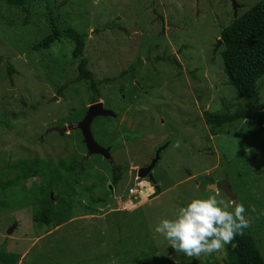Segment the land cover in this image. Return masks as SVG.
I'll return each mask as SVG.
<instances>
[{
  "label": "rangeland",
  "instance_id": "374dc122",
  "mask_svg": "<svg viewBox=\"0 0 264 264\" xmlns=\"http://www.w3.org/2000/svg\"><path fill=\"white\" fill-rule=\"evenodd\" d=\"M52 1L62 23L87 33L83 56L97 82L98 100L116 115L96 118L91 134L99 146L110 148L113 165L122 167L124 176L112 198L109 182L95 192L108 198L101 205L87 202L91 197L83 193L89 186L83 193L76 186L82 197L73 200L75 221L56 229L34 221L24 188L31 202L35 187L32 179L21 181L24 186L7 192L9 198L0 197V253L20 256L17 264H226L224 248L189 258L153 232L191 197L208 195L244 205L251 223L243 232H250L264 253V131L250 119L211 135L201 115L237 105L234 90L225 85L222 43L215 49L235 18L230 0ZM235 1L240 16L261 0ZM36 7L30 25L21 27L22 13L0 3V183L17 179L18 170H9L14 162L33 158L81 166L92 180L106 183L110 162L88 156L78 130L60 134L83 118L93 93L75 82L70 42L55 43L54 54L32 51L48 32L43 1ZM256 88L264 115V77ZM52 129L60 131L48 132ZM161 148L151 172L158 191H151L153 185L135 181L131 170L149 165ZM224 180L236 197L233 203L208 189ZM129 187L143 194L127 204ZM130 207L135 208L128 212Z\"/></svg>",
  "mask_w": 264,
  "mask_h": 264
},
{
  "label": "trees",
  "instance_id": "16d2710c",
  "mask_svg": "<svg viewBox=\"0 0 264 264\" xmlns=\"http://www.w3.org/2000/svg\"><path fill=\"white\" fill-rule=\"evenodd\" d=\"M36 1L0 0V3H5L22 13L23 17L20 26L27 27L30 25V18L34 17L33 13L35 12V15L39 13L37 7L35 10L32 8ZM42 1L45 5V10L41 16L44 19V27L48 32L32 46V51H45V54L51 53L52 50L50 49L55 43H59L62 40L70 42L72 50L71 54L67 55L77 62L78 76L75 82L82 83L88 91L93 93V97L90 98V104L98 102L99 91L96 87L97 82L92 72L88 69V62L83 56L86 40L88 39L87 33L84 32L85 30L78 32L76 29L62 23L52 0ZM111 27L113 26L109 28ZM104 29H107V27H104ZM119 29L123 30L120 27ZM220 41L222 46L219 52L222 59V72L226 80L225 85L234 90L238 101L237 105L234 106L235 109L225 106L218 111H202L201 115L204 125L211 135H217L224 127H231L233 124L240 123H245L244 125H246L250 119H254L257 121L261 131H264V115L259 112L263 105L260 104V94L256 88L257 83L264 77V0L244 10L240 16H236L221 31ZM156 60L159 61L160 58L156 57ZM174 62L176 63L175 60ZM6 72L11 80L14 69L9 67ZM131 72L133 70L129 73ZM126 74L127 71H123L121 75L123 77ZM63 88H59L60 91ZM60 91L57 94H60ZM74 162L76 163L75 160ZM13 165L14 167H10L9 170L19 171V169H22L19 172L16 171L17 179L14 176L13 181L8 180L0 183V197H8L6 196L7 192H10L11 189L17 190L24 186V184L19 186L21 181L25 183V181L32 179L36 197L32 198L30 202L26 188H24V197H26L27 205L35 209L34 221L49 229L57 228L73 219L72 206L75 204L73 200H75V196H78L76 194V186L80 187L81 192V188L85 187L86 189V186H89L87 193L82 192L91 197L87 202L90 206L101 205L108 198L96 196L95 192L100 189L101 185L109 182L110 184L107 185L112 188H110L111 194H109V197L112 198L113 188L120 183L124 176L122 167L113 164L110 179L106 183L92 180L91 175L85 173V169L81 166L78 169L77 166L69 164V162L64 164L61 160H58L55 165L48 158L40 160L33 158V160L16 161ZM77 170H79L78 176H76L78 174ZM82 179L87 184L81 185L80 181ZM53 193L55 194L50 198ZM79 196L82 197L81 193ZM86 210L88 211V209ZM224 251L226 264H264V253L250 232L244 231L243 235L236 236L230 244L224 247ZM19 259L20 256L18 255H3L0 253V264H17Z\"/></svg>",
  "mask_w": 264,
  "mask_h": 264
},
{
  "label": "clouds",
  "instance_id": "9594fccd",
  "mask_svg": "<svg viewBox=\"0 0 264 264\" xmlns=\"http://www.w3.org/2000/svg\"><path fill=\"white\" fill-rule=\"evenodd\" d=\"M240 9L241 6L237 9L236 16ZM99 102L100 99L96 103ZM68 126L76 125L75 123L67 124L65 127ZM75 130L77 129L69 130L64 134L68 135L71 131ZM110 160L111 161L109 162L112 165L113 162L111 157ZM137 170V168L135 171L131 170L134 180L147 179L153 185L151 187V191H153L154 188L157 187L154 185V181L151 182L147 176L145 178H138ZM152 170L150 171V175ZM220 185L216 186L220 187ZM129 190H135L137 191V194L135 196H130ZM160 193L161 192L159 191L155 196L160 195ZM142 194L143 192L141 189L129 187L127 189L126 196L128 200L127 204H129V199L134 201ZM231 202L233 203L234 201ZM246 212L247 210L243 204L236 203L234 206H232L225 202L224 199L217 198L216 195H208L206 197L194 196L191 197L186 203L178 206L171 218L160 219L154 225L153 232L163 237V239L167 241L168 247L174 252L185 257L198 258L201 256V254L212 255L221 251L226 245L230 244L236 236L243 235V230L247 229L251 223V220L247 216Z\"/></svg>",
  "mask_w": 264,
  "mask_h": 264
},
{
  "label": "water",
  "instance_id": "95a60500",
  "mask_svg": "<svg viewBox=\"0 0 264 264\" xmlns=\"http://www.w3.org/2000/svg\"><path fill=\"white\" fill-rule=\"evenodd\" d=\"M230 2H231L232 9H233V13H234L235 18H236V11L240 6L236 3L235 0H230ZM219 45H220V41H217L215 49ZM54 99H57V98H54ZM106 117L116 118V115L114 113L108 111V110H105L103 108L102 103H100V102L93 104V105H90L87 108L84 117L76 126L63 127L60 134L62 135L63 133H66L69 130L77 129L81 134L82 143L85 147L87 155L88 156L97 155V156H100L102 159L109 162V161H111L110 155H109L110 149L109 148H103V147L99 146L94 141L93 136L91 134V130H90L91 124H92L94 119L106 118ZM52 131L59 132L60 130L59 129H52V130H49L48 132H52ZM161 150H162V148L159 149L155 153L154 159L151 161V163L148 166L137 170V177L138 178H145L147 176L148 179L151 182H153L152 177L150 175V171L154 168L155 164L158 162L159 153L161 152ZM155 189L158 191L157 187H155ZM208 189L224 193L229 198L230 201H234L236 199L235 195H233L232 192L229 190L226 180H224L222 182V185H220V187L216 188L215 186L211 185V186H208ZM50 198H52V194L50 195ZM11 232H12V230H9L7 232V234H10Z\"/></svg>",
  "mask_w": 264,
  "mask_h": 264
},
{
  "label": "built area",
  "instance_id": "2783aa9c",
  "mask_svg": "<svg viewBox=\"0 0 264 264\" xmlns=\"http://www.w3.org/2000/svg\"><path fill=\"white\" fill-rule=\"evenodd\" d=\"M137 194V191L135 190H129V195L130 196H135Z\"/></svg>",
  "mask_w": 264,
  "mask_h": 264
},
{
  "label": "crops",
  "instance_id": "0c3cea01",
  "mask_svg": "<svg viewBox=\"0 0 264 264\" xmlns=\"http://www.w3.org/2000/svg\"><path fill=\"white\" fill-rule=\"evenodd\" d=\"M127 205V204H126ZM139 207V206H138ZM138 207H136V208H138ZM133 208H135V207H130L129 209H128V212H131L132 210H133ZM72 221H75V219H72L71 221H69L68 223H71ZM67 224V223H66Z\"/></svg>",
  "mask_w": 264,
  "mask_h": 264
},
{
  "label": "flooded vegetation",
  "instance_id": "af4514ba",
  "mask_svg": "<svg viewBox=\"0 0 264 264\" xmlns=\"http://www.w3.org/2000/svg\"><path fill=\"white\" fill-rule=\"evenodd\" d=\"M78 123V122H77ZM77 123H75V125H77Z\"/></svg>",
  "mask_w": 264,
  "mask_h": 264
}]
</instances>
